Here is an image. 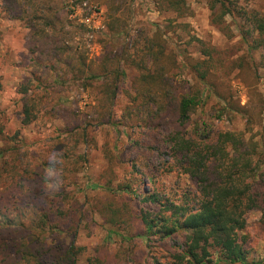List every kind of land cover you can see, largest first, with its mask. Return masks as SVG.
Here are the masks:
<instances>
[{"label": "rangeland", "instance_id": "374dc122", "mask_svg": "<svg viewBox=\"0 0 264 264\" xmlns=\"http://www.w3.org/2000/svg\"><path fill=\"white\" fill-rule=\"evenodd\" d=\"M234 1L264 13V0ZM87 14L99 27L92 33L83 22ZM243 25L234 14L222 15L220 5L211 9L210 0H0V113L10 143L39 150L69 139L65 120L81 127L74 134L85 157L70 187L85 211L79 264L102 244L111 253L125 250V264H170L160 254L164 241L135 235L139 224L124 207L158 208L144 199L147 193L176 202L194 193L175 160V132L198 144L241 132L246 142L264 146V35L245 40ZM150 41L174 83L206 75V101L183 125L160 118L154 104L135 111L138 90L149 86L141 76L155 67L147 56ZM118 64L125 75H110ZM24 88L39 105L49 104L29 124ZM126 184L131 193L118 188ZM182 234L167 246L180 249ZM240 235L248 259H262L260 212H249Z\"/></svg>", "mask_w": 264, "mask_h": 264}, {"label": "trees", "instance_id": "16d2710c", "mask_svg": "<svg viewBox=\"0 0 264 264\" xmlns=\"http://www.w3.org/2000/svg\"><path fill=\"white\" fill-rule=\"evenodd\" d=\"M217 5L222 15L234 14L244 20L246 27L241 26V33L245 40L252 33L264 35V13L244 9L234 0H210L211 9ZM153 46L150 41L146 48L155 67L141 76L149 86L138 90L137 97L142 101L135 111L139 114L142 106L154 104L160 118L172 117L175 127L183 125L206 101V75L193 84L174 83L161 54H152ZM109 73L125 75L119 64ZM28 90H23L25 124L32 123L37 111L49 105H39ZM1 116L0 264H79L84 247L77 238L85 211L70 187L76 184L77 170L85 157L77 146L79 136L74 134L81 127L65 120L69 139L35 150L11 144ZM214 139L212 144H198L190 136L175 132V160L196 185L194 193L187 191L180 202L158 191L147 193L144 199L158 208L124 209L139 224L135 235L164 241L160 254L170 264H264V257L248 259V248L240 235L250 211L260 212L264 223V146L246 142L241 132H220ZM118 188L132 192L129 184ZM181 234L184 239L180 249L167 246L168 238L175 240ZM212 249L216 259L212 258ZM124 251L111 253L107 244L97 245L86 264H125Z\"/></svg>", "mask_w": 264, "mask_h": 264}, {"label": "built area", "instance_id": "2783aa9c", "mask_svg": "<svg viewBox=\"0 0 264 264\" xmlns=\"http://www.w3.org/2000/svg\"><path fill=\"white\" fill-rule=\"evenodd\" d=\"M83 6H87V3L86 2H84L83 3ZM83 22L87 25V26H89L92 30L90 31V33H92V31H93V29H96L98 26H95L94 24L92 25V20H91V16L89 15V14H87L86 16H85V18H84V20H83ZM99 28V27H98ZM91 37H92V34H91Z\"/></svg>", "mask_w": 264, "mask_h": 264}]
</instances>
